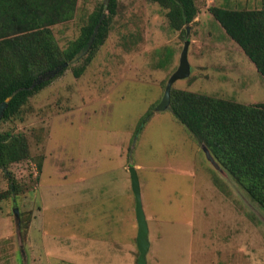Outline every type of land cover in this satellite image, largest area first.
I'll return each mask as SVG.
<instances>
[{
	"label": "rangeland",
	"instance_id": "obj_1",
	"mask_svg": "<svg viewBox=\"0 0 264 264\" xmlns=\"http://www.w3.org/2000/svg\"><path fill=\"white\" fill-rule=\"evenodd\" d=\"M103 1L77 0L74 17L51 27L61 49ZM194 1L187 32L170 28L155 2L118 0L81 74L73 68L83 59L0 119V131L23 133L29 148L0 168V264H137L130 166L149 229L147 264H264V210L169 109H156L186 39L190 72L173 89L264 102V79L209 11L259 9L261 0Z\"/></svg>",
	"mask_w": 264,
	"mask_h": 264
},
{
	"label": "trees",
	"instance_id": "obj_2",
	"mask_svg": "<svg viewBox=\"0 0 264 264\" xmlns=\"http://www.w3.org/2000/svg\"><path fill=\"white\" fill-rule=\"evenodd\" d=\"M104 1L88 15L78 36L61 49L51 27L74 17L77 0H0V104L19 89L7 102L2 121L16 116L30 96L61 75L70 64L31 87L38 76L62 66L81 49H87L86 55L76 60L83 59V65L73 68L74 76L81 74L95 49L104 43L116 13L118 0H107V12L101 19ZM148 1L166 10L169 27L174 30L185 27L187 31L186 26L198 13L194 0ZM209 11L264 79V0L259 9L212 6ZM95 29L94 39L88 45ZM167 109L264 210V102L244 104L171 87ZM28 157V143L23 133L0 131L1 169ZM15 185L11 184L10 190L17 192Z\"/></svg>",
	"mask_w": 264,
	"mask_h": 264
},
{
	"label": "water",
	"instance_id": "obj_3",
	"mask_svg": "<svg viewBox=\"0 0 264 264\" xmlns=\"http://www.w3.org/2000/svg\"><path fill=\"white\" fill-rule=\"evenodd\" d=\"M107 9V0L104 1L103 5V12L101 14V19L104 18L105 16V11ZM188 26H186V30L188 32ZM96 29L93 31L89 41L88 45H91L94 36L96 34ZM190 41L186 39L183 44V48L180 53L179 57V64L175 71L172 72V74L169 76L165 89L162 95V98L160 102L157 104L156 109L157 110H164L169 107L170 103V89L173 85V83L179 79H183L189 75L190 72V66L188 62V46H189ZM87 52V49H81L79 52H77L72 58H70L69 61L64 62L62 66H59L55 68L54 70L46 71L40 76H38L34 82L32 83L31 87H33L36 84L41 83L44 80H47L54 75L57 74V72L62 69L63 67L68 66V64L75 62L77 59H79L81 56H83ZM19 91V89L14 90L9 96L5 98V100L0 104V119L3 115L4 109L7 106V102ZM201 148L205 154V157L207 160L213 165L214 168L221 170V167L219 164L215 161L213 156L211 155L209 149L202 144ZM129 174H130V181H131V189L134 195L135 199V218L137 222V233H136V246L138 249V258H137V264H146V255L150 247V241L148 238V224L146 220V216L144 213V209L142 206V200H141V192H140V184H139V179L137 175L136 168L134 166L129 167ZM14 220H15V225H16V230H19L20 227V215H19V210L17 207H14L12 209ZM22 250V249H21Z\"/></svg>",
	"mask_w": 264,
	"mask_h": 264
},
{
	"label": "crops",
	"instance_id": "obj_4",
	"mask_svg": "<svg viewBox=\"0 0 264 264\" xmlns=\"http://www.w3.org/2000/svg\"><path fill=\"white\" fill-rule=\"evenodd\" d=\"M109 245H110V246H109L110 248H112V249L115 248V247H114V246H115V242H111ZM146 260H147V259H146ZM146 264H147V261H146Z\"/></svg>",
	"mask_w": 264,
	"mask_h": 264
}]
</instances>
